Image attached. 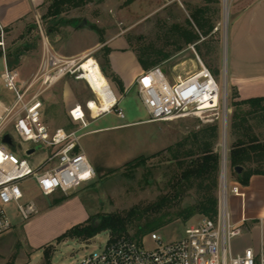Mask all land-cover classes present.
I'll use <instances>...</instances> for the list:
<instances>
[{"label":"rangeland","instance_id":"obj_1","mask_svg":"<svg viewBox=\"0 0 264 264\" xmlns=\"http://www.w3.org/2000/svg\"><path fill=\"white\" fill-rule=\"evenodd\" d=\"M171 5H169V3ZM228 22L225 27L224 0H213L206 3L205 0H86L78 7H70L56 17H48L47 11L50 3L41 8L37 17L33 16L14 32L1 37L4 47L3 54L12 52L13 60L17 56L23 57L26 64L22 70L20 65L14 64L20 77L31 79L36 74L43 54V36L48 41L49 48L56 53L58 58L76 56L68 61H75V67L84 58L94 57L100 67L105 64V50L93 51L88 55L79 56L86 47H93L97 42L124 34L131 49L137 53L143 51L171 56L158 66L163 73L173 81L178 75L186 76L195 71L196 55L189 47L184 45L183 40L175 36V27L190 29L189 21L196 9L208 7V17L215 24L218 31L208 38L205 43L211 46L214 55L209 60L212 67L218 70L216 77L219 85L225 81V45L229 25L234 13L242 5L233 0L228 2ZM194 27V26H193ZM54 34L49 36V31ZM59 32L61 38H56ZM182 46V50L176 52V48ZM27 47V50L25 48ZM206 53L205 46L199 47ZM197 52V51H196ZM204 63L207 61L200 56ZM23 64V65H24ZM4 71V62L0 59V76ZM25 73V74H24ZM68 86L81 103L84 110L89 114L92 103L98 102L95 94L81 77L68 75L56 84L50 93L59 95L63 88ZM113 88V87H112ZM232 89L228 84V111L227 127L229 119L234 111L231 107ZM0 100L6 105L13 104L15 95L5 89L0 83ZM97 111L100 112L98 106ZM119 108L125 114V119L118 118L115 111L96 120L85 131L98 127L116 126L129 122L144 121L149 118L148 113L138 98L136 91L123 95L119 102ZM93 113V111H92ZM101 113V112H100ZM94 115V114H93ZM213 113L208 117H190L172 122L140 123L125 128L105 131L91 135L84 139V146L95 153V160L90 161L97 171V177L93 182L83 184L69 194L57 193L51 197H43L33 181L24 184L26 200H34L39 213L29 221H22L16 215L14 206L8 209L9 216L13 220L14 228L0 236V264H44L45 253L49 250L52 264H77L86 255L103 248L110 240V233L104 231L94 238L82 241L78 239H66L59 241L58 238L74 226L80 224H98L100 217L112 214L126 216L130 211L137 212V219L129 227V237L134 239L138 227L144 226L148 221L156 219L168 213L171 222L156 230L167 241L178 239L185 234L187 227L201 219L196 216L185 222L178 214L187 206L197 201L195 190L185 194L182 199L174 200L167 208V202L161 214L145 211L159 203L171 194L168 182L176 170V164L167 152L169 147H176L186 140L193 130H198L207 125L205 121L218 119ZM264 134V130L259 133ZM264 136V135H263ZM235 141L228 135L227 147ZM2 139L0 140V144ZM219 148L222 151L223 141ZM15 155L19 159L32 162L44 161L47 150H37L34 155L27 157L18 147ZM92 152V153H93ZM161 153L157 157L153 155ZM130 159L118 169L107 168L115 158ZM119 162V161H118ZM118 164V163H117ZM53 164H50L51 167ZM227 184L229 196L231 189L236 184L229 171L227 163ZM63 196L69 197L61 204L55 205L56 199ZM90 217L85 222L86 215ZM35 221V222H34ZM34 224L28 227L29 223ZM153 233L150 232L142 237L147 239Z\"/></svg>","mask_w":264,"mask_h":264},{"label":"built area","instance_id":"obj_2","mask_svg":"<svg viewBox=\"0 0 264 264\" xmlns=\"http://www.w3.org/2000/svg\"><path fill=\"white\" fill-rule=\"evenodd\" d=\"M42 35H44L41 29ZM198 44V43H197ZM189 47L196 55V70L186 76L178 75L171 81L156 66L145 71L137 80L139 97L148 113V122H172L175 120L203 116L210 113L219 116L213 121H224L228 111L225 84L219 85L212 71L206 66L196 45ZM4 47V43L0 42ZM80 64V63H79ZM79 65L75 61L58 58L45 44L38 74L30 83L20 84V74L13 70L4 55V71L0 76L5 89L13 92V104L0 100V236L14 228L8 209H16L22 221H29L39 213L34 200H26L24 184L33 181L43 197L57 193L69 194L83 184L93 182L97 172L80 147L79 131L67 133L62 129L51 132L42 120L43 103L41 89H48L70 76L81 80ZM40 82V89H32ZM116 112L120 119L125 114L119 108V101L100 116ZM9 135L12 145L3 142ZM18 147L27 152L41 147L47 150V157L37 166L26 159H19L15 153ZM34 155V154H33ZM50 164H53L49 167ZM231 194L241 195V188L235 184ZM229 186L227 175L221 176L218 213L214 219L202 217L185 230L184 236L167 241L159 232L151 233L147 239L135 240L123 237L109 242L100 250L86 255L77 264H264V254L257 259L252 249L243 255H234L232 241L242 230L232 220L228 210Z\"/></svg>","mask_w":264,"mask_h":264},{"label":"crops","instance_id":"obj_3","mask_svg":"<svg viewBox=\"0 0 264 264\" xmlns=\"http://www.w3.org/2000/svg\"><path fill=\"white\" fill-rule=\"evenodd\" d=\"M177 1L181 2V0H174V2ZM233 1L242 5L234 13L228 29L225 45V78L229 86L237 91L239 100L264 97V0ZM47 3H49L47 0H0V42L1 37L14 32L31 17H37L38 11L46 6ZM171 3L172 2H170L169 5H171ZM217 31L218 28H215L213 34ZM54 32V30H50L49 36H52ZM55 34L56 38H61L59 32ZM42 36L44 50V45L46 44L48 47L49 45L45 36ZM106 48L110 49V54L108 55V74H114L119 79L120 84L103 74L99 63L94 57L96 66L93 68V71L86 72L81 70L78 72L84 74V76H82L83 79L96 97L101 95L102 92H109L116 101L118 100L120 102L124 94L135 90L140 99L137 89V80L145 70L141 67L135 52L131 49L124 34L106 38V40L97 42V44L91 48L86 47L82 50L83 52L79 53V56L88 55L93 51L100 52ZM25 50H27V47ZM54 54L56 55V53ZM4 55L6 56V54ZM18 57V61H15V59L13 60V58L10 62L7 60L10 67L15 71H17L14 67L15 63L20 65L21 70L27 66V63H23V57L21 55ZM74 57L76 56H70L66 59H73ZM66 59L63 58V60ZM2 60L4 62V58H2ZM40 64L41 61L36 74H33L31 79H23L20 77L21 85L32 81L39 72ZM92 72H95L96 75L97 73L100 75L101 79L98 83L95 81ZM55 85L48 89H41L42 94L40 99L43 103L42 120L52 133L58 129H62L67 133L79 131L78 134L81 136V148L79 147L77 151L82 149L89 161H94L96 155L91 149L88 151L84 146V139L87 137L135 124L150 123L147 119L116 126L98 127L85 131L96 120L105 116H100L102 113L109 111L112 107L100 109L98 103L94 102L92 103L93 113L90 107L88 114L68 86H65L59 95L50 93L49 97H46V94L49 93ZM40 87L41 84L38 82L32 89V93L37 92ZM97 106L101 113L97 111ZM129 160L130 159H123V156L121 159L114 157L110 162L111 166L107 168L118 169L125 163H128ZM41 162L42 161L30 163L33 166H37ZM240 188L241 195L231 194L228 197V210L231 214L233 223L242 230L241 235L232 241L231 250L234 255H243L246 250L252 249L258 259L261 254H264V176H253L247 187L240 186ZM86 218L85 222L88 221L90 217L86 215ZM33 224V222L29 223L28 227Z\"/></svg>","mask_w":264,"mask_h":264},{"label":"trees","instance_id":"obj_4","mask_svg":"<svg viewBox=\"0 0 264 264\" xmlns=\"http://www.w3.org/2000/svg\"><path fill=\"white\" fill-rule=\"evenodd\" d=\"M84 1L86 0H47L50 3L47 16L56 17L65 12L67 8L78 7ZM205 2L208 4L213 0H205ZM208 10L207 6L196 9L191 16L193 22L189 21L190 29L175 27L174 30L175 36L179 40H183L184 45L198 43L196 45L197 53L207 61L206 66L214 74H218V70L212 67V61L209 60L213 57L214 51L211 46L205 43L208 38L213 36L216 28L212 19L208 17ZM202 44L205 46L206 53L199 48ZM182 48V46H178L176 52L181 51ZM105 54V65L102 66L101 70L106 77H110L114 82L120 84L119 79L114 74H108L110 49L106 48ZM136 56L141 67L148 71L171 55L169 53L156 55V53L143 51L142 53L136 52ZM2 58H4V54L0 49V59ZM6 58L10 62L13 58L12 53H6ZM18 60L19 57H15V61ZM231 89V107L234 111L228 122V135L235 138V141L228 147L227 162L233 181L240 186L247 187L253 176H264V134L263 132L259 133L264 130V97L239 100L237 91L234 88ZM222 136L223 122L217 120L198 130H193L186 140L176 147H169L167 152L171 154V160L176 164V170L168 182L171 194L145 212L161 214L166 202L168 208L174 200L182 199L185 194L195 190L197 201L184 208L178 216L183 218L185 222L196 216L214 219L218 213L221 187L222 151L219 144ZM160 154L157 153L152 157H157ZM237 167H241L243 171L237 173L235 171ZM68 198L63 196L56 199L55 205L63 203ZM168 216V213L167 215L163 214L148 221L144 226L138 227L134 239L139 241L144 235L168 225L171 222V218ZM135 219H137L135 210L130 211L126 216L120 214L106 215L100 217L98 226L89 223L74 226L58 240L78 239L87 241L104 231L110 233L111 241L129 237V227ZM44 264H52L49 250L45 253Z\"/></svg>","mask_w":264,"mask_h":264},{"label":"bare ground","instance_id":"obj_5","mask_svg":"<svg viewBox=\"0 0 264 264\" xmlns=\"http://www.w3.org/2000/svg\"><path fill=\"white\" fill-rule=\"evenodd\" d=\"M229 0H224V6H225V27L227 28V22H228V4ZM96 66V61L93 57L90 58H85L80 64H79V69L78 71L84 70L86 72L88 71H93V68ZM226 68V67H225ZM93 73V72H92ZM84 76V74H81ZM95 81H98L101 79L100 75L95 72L93 73ZM83 78V77H82ZM100 86V85H99ZM96 89V88H95ZM93 90V88H92ZM117 97V96H116ZM98 100V105L100 109H105V108H110L115 105L116 100L114 97L109 92H102L101 95L96 97Z\"/></svg>","mask_w":264,"mask_h":264},{"label":"water","instance_id":"obj_6","mask_svg":"<svg viewBox=\"0 0 264 264\" xmlns=\"http://www.w3.org/2000/svg\"><path fill=\"white\" fill-rule=\"evenodd\" d=\"M224 17H225V6H224ZM226 84H225V97L226 100H228V83H227V79L225 78ZM227 112L225 114L224 117V121H223V136H222V141H223V148H222V176L223 178L226 177L227 175V152H228V147H227ZM3 142L9 146L12 145V139L11 137L7 134L4 136ZM41 147H37V148H33L30 149L27 152L28 156H31L33 154L36 153L37 150H40ZM235 171L237 173H241L243 171V169L241 167H237L235 168ZM99 224V223H98ZM98 224L96 226H98Z\"/></svg>","mask_w":264,"mask_h":264}]
</instances>
